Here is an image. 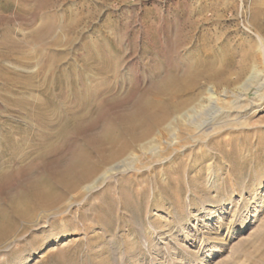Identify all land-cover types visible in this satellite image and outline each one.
Masks as SVG:
<instances>
[{
  "label": "rangeland",
  "instance_id": "374dc122",
  "mask_svg": "<svg viewBox=\"0 0 264 264\" xmlns=\"http://www.w3.org/2000/svg\"><path fill=\"white\" fill-rule=\"evenodd\" d=\"M59 5L53 16L60 23L51 38L62 39L56 52L67 55L65 62L83 70L92 49L106 48L123 70L124 86L95 113L87 132L102 131L111 112L141 103L157 85L158 70L163 76L202 71L217 76L201 78L186 108L112 164L125 161L131 169L19 222L0 244V264H263L264 0ZM34 8V2L0 0V33L7 27L19 34L37 28L41 16ZM39 46V53L49 54ZM37 64L49 84L61 79L56 62L44 57ZM241 66L243 76L237 73ZM64 89L56 86L54 93ZM6 105L0 95V130L15 126L16 136L24 115ZM214 109L221 111L216 118ZM76 149L73 142L35 171L13 174L0 195L54 162H68Z\"/></svg>",
  "mask_w": 264,
  "mask_h": 264
},
{
  "label": "bare ground",
  "instance_id": "6f19581e",
  "mask_svg": "<svg viewBox=\"0 0 264 264\" xmlns=\"http://www.w3.org/2000/svg\"><path fill=\"white\" fill-rule=\"evenodd\" d=\"M21 1L27 5L34 2V10L41 18L37 28H29L22 34L8 27L0 33V95L8 102L7 111L24 115L23 127L16 136L15 126L0 130V189L10 176L37 169L47 159L57 156L64 146L75 142L77 151L68 162H54L36 175H29L16 190L6 189L7 196L0 195V244L13 235L19 222H30L37 212L55 208L65 200L69 202L72 193L79 196L80 191L95 189L101 181L106 182L121 169H131L126 168L129 163L125 161L112 164L126 156L173 114L186 108L191 102L190 93L201 78L217 76L214 75L216 71L163 76L158 70L157 85L149 90L141 103L130 110L111 112L102 131L87 132V127L94 124L95 113H102L103 107L115 100L114 95L125 84L121 62H114L106 48L92 49L83 62V70L77 62H65L67 55L56 52L62 39L51 36L60 23L53 14L60 3L69 0ZM81 20L64 27V32L73 30ZM188 25L191 30L195 29L193 21ZM39 45L48 49L49 54L39 53ZM44 57L46 61L57 63L55 75L62 77L55 84H49L46 70L38 71L39 66L36 67ZM6 61L9 64L6 65ZM66 65L75 75L67 77ZM35 67L37 71H31ZM17 68L29 71L22 74ZM245 71L246 67L241 66L237 73L243 76ZM56 86L65 89L55 94ZM220 113L219 109H214L212 115L216 118ZM260 261L264 264V257Z\"/></svg>",
  "mask_w": 264,
  "mask_h": 264
}]
</instances>
